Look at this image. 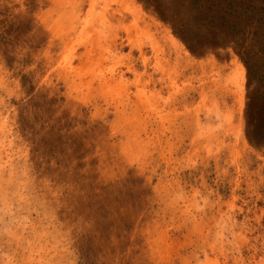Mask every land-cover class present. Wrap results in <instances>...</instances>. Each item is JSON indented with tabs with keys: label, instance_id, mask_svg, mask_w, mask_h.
Segmentation results:
<instances>
[{
	"label": "rangeland",
	"instance_id": "1",
	"mask_svg": "<svg viewBox=\"0 0 264 264\" xmlns=\"http://www.w3.org/2000/svg\"><path fill=\"white\" fill-rule=\"evenodd\" d=\"M0 10V264H264V0Z\"/></svg>",
	"mask_w": 264,
	"mask_h": 264
},
{
	"label": "snow or ice",
	"instance_id": "2",
	"mask_svg": "<svg viewBox=\"0 0 264 264\" xmlns=\"http://www.w3.org/2000/svg\"><path fill=\"white\" fill-rule=\"evenodd\" d=\"M174 3L175 0H157L158 6L162 8H168L169 5ZM174 23L178 28L185 29L188 33H191L189 40L193 39L195 34L200 31V26L196 20L187 14L177 12L175 14Z\"/></svg>",
	"mask_w": 264,
	"mask_h": 264
},
{
	"label": "trees",
	"instance_id": "3",
	"mask_svg": "<svg viewBox=\"0 0 264 264\" xmlns=\"http://www.w3.org/2000/svg\"><path fill=\"white\" fill-rule=\"evenodd\" d=\"M7 11H8V10H5V11L0 10V15H1V14L6 15V14H7V13H6Z\"/></svg>",
	"mask_w": 264,
	"mask_h": 264
}]
</instances>
